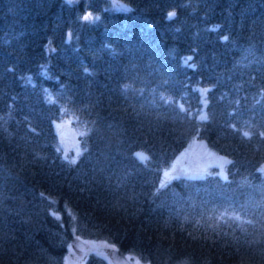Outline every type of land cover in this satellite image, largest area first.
<instances>
[{
    "label": "trees",
    "instance_id": "16d2710c",
    "mask_svg": "<svg viewBox=\"0 0 264 264\" xmlns=\"http://www.w3.org/2000/svg\"><path fill=\"white\" fill-rule=\"evenodd\" d=\"M122 1L0 0V264H264V0ZM192 135L225 174L161 178Z\"/></svg>",
    "mask_w": 264,
    "mask_h": 264
},
{
    "label": "rangeland",
    "instance_id": "374dc122",
    "mask_svg": "<svg viewBox=\"0 0 264 264\" xmlns=\"http://www.w3.org/2000/svg\"><path fill=\"white\" fill-rule=\"evenodd\" d=\"M107 5L113 8L127 7V4L122 0H107ZM94 15V12L86 10L82 17L89 16L90 19ZM54 129L60 150L69 158L75 156L80 133V128L75 120H72L71 117H60L54 121ZM226 159L223 154L209 148L204 139L192 135L179 151L176 161L169 168L164 167L162 169L161 178H166L164 173H168V169L172 168L178 161L189 163V175H202L209 170L210 166H214L216 172L224 175ZM261 167L264 169V164ZM89 251H95L104 256L108 264H151L133 253L118 250L114 244L104 239L80 235H73L68 241L63 264H85L84 255Z\"/></svg>",
    "mask_w": 264,
    "mask_h": 264
},
{
    "label": "snow or ice",
    "instance_id": "6c2138e0",
    "mask_svg": "<svg viewBox=\"0 0 264 264\" xmlns=\"http://www.w3.org/2000/svg\"><path fill=\"white\" fill-rule=\"evenodd\" d=\"M167 16H168V19L171 20V19L175 16V12H169V13L167 14ZM84 19H85V20H88V19H89V16H85ZM227 39H228V37L225 36V37H224V40H227ZM189 60H191V57H188V59L185 61V63L187 64ZM190 66H191V67H194V65H190ZM85 71H87V70H85ZM204 91L207 92V89L204 90ZM204 104H205V106L207 105V101H206V100L204 101ZM181 110H183V107H182V106H181ZM200 119H201V120H205V119H207V117H206L205 115H201V116H200ZM233 127H234V125H233ZM244 135L247 136L248 133L245 132ZM79 154H80V153L77 152V155H79ZM136 156H137L139 159H141V160L146 159V157L142 156L140 153H137ZM65 158H67V157H65ZM70 163L75 164V163H76V160L73 159V160L70 161ZM225 163H227V161H225ZM164 175H165V176H168V173L165 172ZM225 179H226V177H225Z\"/></svg>",
    "mask_w": 264,
    "mask_h": 264
},
{
    "label": "water",
    "instance_id": "95a60500",
    "mask_svg": "<svg viewBox=\"0 0 264 264\" xmlns=\"http://www.w3.org/2000/svg\"><path fill=\"white\" fill-rule=\"evenodd\" d=\"M190 171V165L186 161H178L169 169L167 178L187 174Z\"/></svg>",
    "mask_w": 264,
    "mask_h": 264
}]
</instances>
